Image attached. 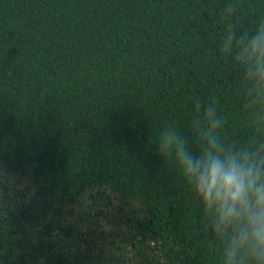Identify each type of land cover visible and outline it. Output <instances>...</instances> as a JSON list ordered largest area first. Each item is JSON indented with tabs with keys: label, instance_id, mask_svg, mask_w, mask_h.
<instances>
[{
	"label": "trees",
	"instance_id": "trees-1",
	"mask_svg": "<svg viewBox=\"0 0 264 264\" xmlns=\"http://www.w3.org/2000/svg\"><path fill=\"white\" fill-rule=\"evenodd\" d=\"M259 19L264 0H0V264H218L151 135L197 147L212 104L225 142L257 137L218 41Z\"/></svg>",
	"mask_w": 264,
	"mask_h": 264
},
{
	"label": "clouds",
	"instance_id": "clouds-1",
	"mask_svg": "<svg viewBox=\"0 0 264 264\" xmlns=\"http://www.w3.org/2000/svg\"><path fill=\"white\" fill-rule=\"evenodd\" d=\"M218 43L219 54L241 70L245 96L256 108L257 137L239 146L225 142L220 117L208 104L192 118L197 147L169 125L151 135V148L173 161L207 230L221 239L218 264H264V19L241 31L227 27Z\"/></svg>",
	"mask_w": 264,
	"mask_h": 264
}]
</instances>
